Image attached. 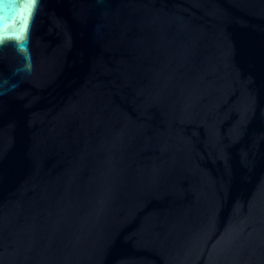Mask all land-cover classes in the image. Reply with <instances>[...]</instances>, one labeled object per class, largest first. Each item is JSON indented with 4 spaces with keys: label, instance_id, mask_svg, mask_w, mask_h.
Returning a JSON list of instances; mask_svg holds the SVG:
<instances>
[{
    "label": "water",
    "instance_id": "obj_1",
    "mask_svg": "<svg viewBox=\"0 0 264 264\" xmlns=\"http://www.w3.org/2000/svg\"><path fill=\"white\" fill-rule=\"evenodd\" d=\"M0 264H264V0H0Z\"/></svg>",
    "mask_w": 264,
    "mask_h": 264
}]
</instances>
